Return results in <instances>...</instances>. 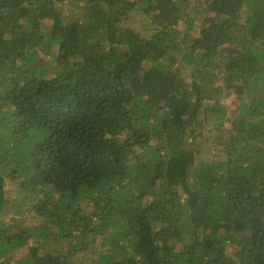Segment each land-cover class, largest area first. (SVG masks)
I'll use <instances>...</instances> for the list:
<instances>
[{
    "label": "trees",
    "instance_id": "obj_1",
    "mask_svg": "<svg viewBox=\"0 0 264 264\" xmlns=\"http://www.w3.org/2000/svg\"><path fill=\"white\" fill-rule=\"evenodd\" d=\"M0 264H264V0H0Z\"/></svg>",
    "mask_w": 264,
    "mask_h": 264
},
{
    "label": "rangeland",
    "instance_id": "obj_2",
    "mask_svg": "<svg viewBox=\"0 0 264 264\" xmlns=\"http://www.w3.org/2000/svg\"><path fill=\"white\" fill-rule=\"evenodd\" d=\"M130 26L135 29L138 33H140L142 36L147 37L151 35V30L148 31L147 26L144 25L143 22L139 21L137 17L132 18L130 20ZM152 28V27H151ZM196 36V35H195ZM183 74L187 77L189 76V73L186 71L183 72ZM189 81V77L186 78ZM221 108L223 107L225 110L229 112L233 108V97L229 98H224L222 99V104H220ZM218 107V105H217ZM212 135L215 136L216 133L213 131ZM212 136V137H213ZM212 137H209L208 132H205V135L197 139L195 143L193 144V147L196 150V159L198 162H210L213 160V157L215 155L214 151V146H212ZM5 190H6V197H7V210L4 213L2 220L7 222L11 217L15 216L17 219L21 220L24 225H36V224H41V222H38L36 220L28 219V216L26 214H23L25 210L21 211L20 214H18L15 210V208L19 207V202L20 201H28L30 200V193L29 192H24L20 182L17 180H9L8 178L6 179L5 182ZM92 211L91 208H87V211Z\"/></svg>",
    "mask_w": 264,
    "mask_h": 264
}]
</instances>
